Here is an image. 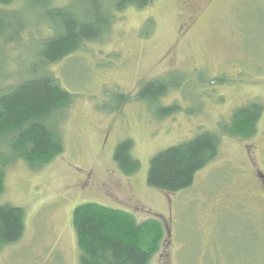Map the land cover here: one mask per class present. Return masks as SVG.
I'll return each mask as SVG.
<instances>
[{
  "label": "rangeland",
  "instance_id": "rangeland-1",
  "mask_svg": "<svg viewBox=\"0 0 264 264\" xmlns=\"http://www.w3.org/2000/svg\"><path fill=\"white\" fill-rule=\"evenodd\" d=\"M24 45L18 51L0 45V71L14 79L9 84L35 60V42ZM50 70L74 96L60 116L64 153L39 170L18 162L7 172L0 203L25 211V233L0 250V264H78L72 215L84 203L128 212L139 222L159 220L165 240L151 264H264V114L253 140L222 136L218 157L191 188L168 194L147 185L153 156L203 131L220 134L219 124L235 109L264 103V0L128 7L114 15L102 42ZM170 74L179 88L161 104L179 105L178 113L161 120L162 106L135 100L109 111L116 106L111 93L134 96L142 83ZM127 139L141 163L132 176L113 158Z\"/></svg>",
  "mask_w": 264,
  "mask_h": 264
},
{
  "label": "trees",
  "instance_id": "trees-1",
  "mask_svg": "<svg viewBox=\"0 0 264 264\" xmlns=\"http://www.w3.org/2000/svg\"><path fill=\"white\" fill-rule=\"evenodd\" d=\"M153 1L81 0L79 4L59 6L57 0H0V45L15 51L30 41L36 46L35 60L18 82L9 84L14 79L5 70L0 71V198L7 172L18 162L36 171L64 153L60 116L72 106L74 96L50 68L84 50L87 44L102 42L111 31L116 13L128 7L143 10ZM151 27L150 22L146 31ZM172 76L142 83L134 96L111 93L116 106L108 110L121 112L132 100L162 106L161 100L179 88ZM181 110L177 104L162 106L158 116L162 120ZM263 112L264 103L253 101L235 109L229 121L221 122L220 134L203 131L190 141L159 152L150 160L147 185L168 194L191 188L196 175L218 157L222 136L240 142L253 140ZM133 148L134 141L127 139L114 153V162L125 176L141 169L132 155ZM72 225L78 264H151L165 240L159 220L139 222L128 212L94 203L77 206ZM24 233L25 211L0 203V250L18 243Z\"/></svg>",
  "mask_w": 264,
  "mask_h": 264
}]
</instances>
